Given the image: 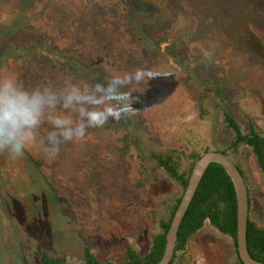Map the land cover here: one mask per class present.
Here are the masks:
<instances>
[{
    "label": "rangeland",
    "instance_id": "374dc122",
    "mask_svg": "<svg viewBox=\"0 0 264 264\" xmlns=\"http://www.w3.org/2000/svg\"><path fill=\"white\" fill-rule=\"evenodd\" d=\"M140 68L155 78L123 87L135 115L89 128L55 157L42 147L47 123L20 156L0 150V264H38L42 249L73 264L85 246L102 262L124 261L128 248L145 253L183 193L151 153L229 147L235 133L221 105L244 133L250 124L264 131V0H0V78L100 96L98 83ZM227 154L244 172L250 220L264 228L252 150ZM178 165L188 174L184 158ZM189 243L173 264L238 261L232 238L209 221Z\"/></svg>",
    "mask_w": 264,
    "mask_h": 264
},
{
    "label": "trees",
    "instance_id": "16d2710c",
    "mask_svg": "<svg viewBox=\"0 0 264 264\" xmlns=\"http://www.w3.org/2000/svg\"><path fill=\"white\" fill-rule=\"evenodd\" d=\"M221 107L226 126L235 133V139L229 147L211 149L209 146H203L200 150L195 151L189 145L183 149H174L170 154L151 153V157L157 164L169 176L179 182L183 191L188 184L190 171L201 156L213 150L227 154L229 149H235L240 144H246L251 148L264 180V131H258L253 124H250L249 131L244 133L230 109L226 105H221ZM120 132L118 142L122 144L127 140L128 133L123 128H120ZM136 153L141 162L144 161L140 153ZM182 158L188 163V174L186 172H179L178 170V161ZM236 165L244 175L242 168L238 164ZM181 196L176 198L169 207L168 218L162 220L160 223L161 232L152 237L149 248L145 253L141 254L132 248H128L127 257L124 261L117 263L110 261L102 262L92 253L91 247L85 246L83 248V260L79 264H157L163 257L166 247V235L172 217L180 203ZM206 221H209L220 233L232 238L237 255V204L235 190L227 172L219 163L214 162L209 164L204 173L178 228L174 256L170 264H173L176 259L184 260L187 258V248L190 245V238L204 226ZM247 247L254 259L264 262V228L258 227L250 218L247 224ZM36 254L38 256V264H73L67 263L64 257L50 256L43 249L40 252H36ZM237 258L238 261L234 264H243L238 256Z\"/></svg>",
    "mask_w": 264,
    "mask_h": 264
},
{
    "label": "clouds",
    "instance_id": "9594fccd",
    "mask_svg": "<svg viewBox=\"0 0 264 264\" xmlns=\"http://www.w3.org/2000/svg\"><path fill=\"white\" fill-rule=\"evenodd\" d=\"M145 76L148 82L155 78L151 69L140 68L134 77L115 76L107 87L98 83L96 92L103 93L100 96L81 92L75 85L70 90H54L47 85L28 88L14 75L0 78V150L20 156L28 142L36 139V130L47 123L52 130L42 147L55 157L62 144L83 139L89 128H100L110 120L119 121L135 115L123 87L133 79L139 85ZM106 101L111 103L106 104ZM58 104L78 113V118L74 119L70 112H54Z\"/></svg>",
    "mask_w": 264,
    "mask_h": 264
},
{
    "label": "water",
    "instance_id": "95a60500",
    "mask_svg": "<svg viewBox=\"0 0 264 264\" xmlns=\"http://www.w3.org/2000/svg\"><path fill=\"white\" fill-rule=\"evenodd\" d=\"M219 163L232 180L237 204V235L236 251L237 256L243 264H264L254 259L247 247V224L250 218L249 213V191L245 178L231 157L220 151H209L205 153L194 164L188 177V184L185 187L180 203L172 217L169 230L166 235V247L163 257L157 264H170L174 256L178 228L182 219L196 193L199 183L210 163Z\"/></svg>",
    "mask_w": 264,
    "mask_h": 264
},
{
    "label": "flooded vegetation",
    "instance_id": "af4514ba",
    "mask_svg": "<svg viewBox=\"0 0 264 264\" xmlns=\"http://www.w3.org/2000/svg\"><path fill=\"white\" fill-rule=\"evenodd\" d=\"M246 145V144H245ZM247 147H249L248 145H246ZM250 148V147H249ZM251 149V148H250ZM244 176V175H243ZM244 178H245V176H244ZM227 236V235H226ZM237 256V255H236Z\"/></svg>",
    "mask_w": 264,
    "mask_h": 264
}]
</instances>
